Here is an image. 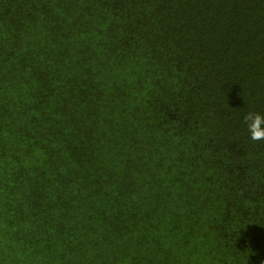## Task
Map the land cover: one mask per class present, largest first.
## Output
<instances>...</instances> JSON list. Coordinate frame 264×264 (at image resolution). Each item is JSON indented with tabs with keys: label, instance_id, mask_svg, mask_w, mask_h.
<instances>
[{
	"label": "trees",
	"instance_id": "1",
	"mask_svg": "<svg viewBox=\"0 0 264 264\" xmlns=\"http://www.w3.org/2000/svg\"><path fill=\"white\" fill-rule=\"evenodd\" d=\"M264 0H0V264H264Z\"/></svg>",
	"mask_w": 264,
	"mask_h": 264
},
{
	"label": "clouds",
	"instance_id": "2",
	"mask_svg": "<svg viewBox=\"0 0 264 264\" xmlns=\"http://www.w3.org/2000/svg\"><path fill=\"white\" fill-rule=\"evenodd\" d=\"M247 126L248 139L255 143H264V112L248 111L243 116Z\"/></svg>",
	"mask_w": 264,
	"mask_h": 264
}]
</instances>
